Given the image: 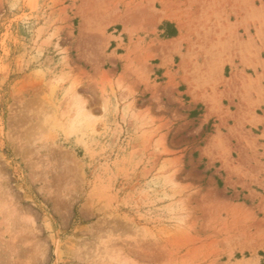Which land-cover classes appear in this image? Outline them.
Returning <instances> with one entry per match:
<instances>
[{
	"label": "rangeland",
	"instance_id": "1",
	"mask_svg": "<svg viewBox=\"0 0 264 264\" xmlns=\"http://www.w3.org/2000/svg\"><path fill=\"white\" fill-rule=\"evenodd\" d=\"M0 264H264V0H0Z\"/></svg>",
	"mask_w": 264,
	"mask_h": 264
},
{
	"label": "crops",
	"instance_id": "2",
	"mask_svg": "<svg viewBox=\"0 0 264 264\" xmlns=\"http://www.w3.org/2000/svg\"><path fill=\"white\" fill-rule=\"evenodd\" d=\"M235 110H239V107L238 108H235ZM241 113V112H240ZM256 114H258L257 110H256Z\"/></svg>",
	"mask_w": 264,
	"mask_h": 264
},
{
	"label": "bare ground",
	"instance_id": "3",
	"mask_svg": "<svg viewBox=\"0 0 264 264\" xmlns=\"http://www.w3.org/2000/svg\"><path fill=\"white\" fill-rule=\"evenodd\" d=\"M13 236V235H12ZM14 238V237H13Z\"/></svg>",
	"mask_w": 264,
	"mask_h": 264
}]
</instances>
